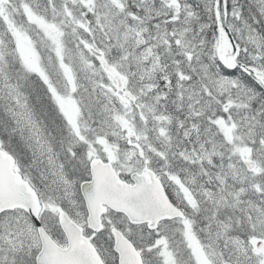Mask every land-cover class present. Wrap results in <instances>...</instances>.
Masks as SVG:
<instances>
[{"label": "snow or ice", "instance_id": "6c2138e0", "mask_svg": "<svg viewBox=\"0 0 264 264\" xmlns=\"http://www.w3.org/2000/svg\"><path fill=\"white\" fill-rule=\"evenodd\" d=\"M0 264H264V0H0Z\"/></svg>", "mask_w": 264, "mask_h": 264}]
</instances>
